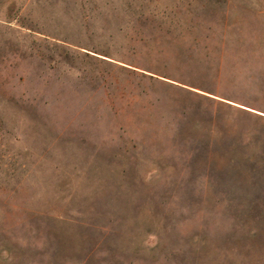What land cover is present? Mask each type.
I'll return each mask as SVG.
<instances>
[{
    "label": "rangeland",
    "instance_id": "1",
    "mask_svg": "<svg viewBox=\"0 0 264 264\" xmlns=\"http://www.w3.org/2000/svg\"><path fill=\"white\" fill-rule=\"evenodd\" d=\"M0 264H264V0H0Z\"/></svg>",
    "mask_w": 264,
    "mask_h": 264
}]
</instances>
